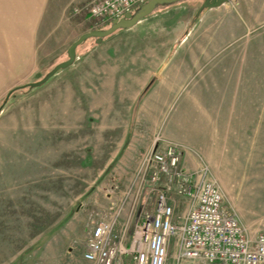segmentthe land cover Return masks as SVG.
<instances>
[{"label":"rangeland","instance_id":"rangeland-1","mask_svg":"<svg viewBox=\"0 0 264 264\" xmlns=\"http://www.w3.org/2000/svg\"><path fill=\"white\" fill-rule=\"evenodd\" d=\"M251 1L254 5L255 0H230L212 18L221 25L236 19L241 26L226 44L233 50L225 57L226 81H233L235 67L239 81L222 86L231 93L222 95L215 116L204 122L206 136L193 144L205 148L209 177L220 187L224 206L259 234L264 233V13L253 11ZM87 2L62 7L45 0L34 22L27 15L23 26L32 35L27 57L15 45L25 40L0 38V264H86L82 255L95 223L114 214L121 220L134 215L131 237L141 210L152 209L153 196L130 212L146 151L134 134L156 130L148 118L165 116L170 106L148 103L143 110L128 101L131 88L113 76L130 73L138 62H161L176 33L161 32L154 18L98 44L87 39L76 48L72 65L38 87H22L45 78L67 60L74 41L97 30L85 11L76 12ZM157 133L153 136L162 137ZM182 211L179 204L176 216Z\"/></svg>","mask_w":264,"mask_h":264},{"label":"built area","instance_id":"built-area-1","mask_svg":"<svg viewBox=\"0 0 264 264\" xmlns=\"http://www.w3.org/2000/svg\"><path fill=\"white\" fill-rule=\"evenodd\" d=\"M148 1L89 0L76 12L85 11L99 30ZM181 162L179 145L154 137L137 167L138 190L130 209L135 214L146 203L140 200L153 196L151 211L141 210L131 237L134 215L121 220L114 214L95 223L82 255L86 264H264V233L249 236L224 206L207 166L189 173ZM179 204L183 211L176 216Z\"/></svg>","mask_w":264,"mask_h":264},{"label":"crops","instance_id":"crops-1","mask_svg":"<svg viewBox=\"0 0 264 264\" xmlns=\"http://www.w3.org/2000/svg\"><path fill=\"white\" fill-rule=\"evenodd\" d=\"M53 1L55 5L66 7L81 5L89 0ZM252 2L253 11L264 13V0L263 2L255 0L254 5ZM227 3L217 8L200 10L202 1L197 5L195 0H182L180 3L156 10L131 29L156 18V21L162 23L159 25L161 32L169 30L176 33L166 43L165 58L156 65L138 62L139 65L135 64L130 73L124 72L113 76L123 81L122 86L131 88L127 91L128 101L139 102L143 110L146 111L148 103L169 104L165 116L160 117L158 114V117L155 115L152 119L148 118L152 120V123H149L150 127L156 130H151L153 132L147 135H140V138L136 133L134 138L145 145L147 151L151 148L153 135L158 131L157 134L160 133L166 142L181 147L182 166L189 173L198 171L202 165L209 166L205 148L202 149L199 144L193 143L198 140L196 138L206 136L208 129H205V120L213 117L212 112L220 104L222 95L227 98L231 93L227 88L222 90V86L234 87L239 81L238 76L235 77L237 67L232 68L236 70L233 71V81L231 79L229 82L226 81L229 74L225 65H229L226 62L229 63L230 58L228 60L225 57L228 51L233 50L226 44L237 38L241 26L236 19L222 25L212 19ZM1 5L4 9L0 11V38L3 37L7 42H13V38L25 40L24 43L21 42V46L15 45L20 48L19 54L27 57L30 53L28 41L32 35L30 30L23 26V22L28 20L25 18L30 13L33 16L31 21L34 22V16L42 13L41 8L46 5L45 0H4ZM242 16L246 22L253 21L247 15ZM236 61L241 60L232 59V62ZM241 224L250 237L254 238L257 235L253 234L247 225Z\"/></svg>","mask_w":264,"mask_h":264},{"label":"water","instance_id":"water-1","mask_svg":"<svg viewBox=\"0 0 264 264\" xmlns=\"http://www.w3.org/2000/svg\"><path fill=\"white\" fill-rule=\"evenodd\" d=\"M203 5L200 8L208 9V8H217L223 5L224 3L229 2L230 0H203ZM182 0H149L144 5L137 8L132 13L125 14L122 18L118 20H114L111 22L110 26L103 30H95L89 33H85L81 35L75 42H73L67 50V60L61 62L60 64L56 65L53 70L48 74L45 78L38 82L30 83L22 87H38L44 84L51 76L56 74L59 70L65 69L73 64L76 57V48L81 45L87 39H95V42L98 44L102 41L103 38L108 37L117 31L126 30L133 28L139 21L143 20L144 18L150 16L153 12H155L160 7H166L170 5H174L176 3H180ZM21 87L15 88L19 89ZM9 95V94H8ZM6 97V100L8 98Z\"/></svg>","mask_w":264,"mask_h":264}]
</instances>
